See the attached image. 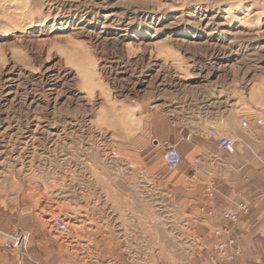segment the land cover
<instances>
[{
  "label": "rangeland",
  "instance_id": "374dc122",
  "mask_svg": "<svg viewBox=\"0 0 264 264\" xmlns=\"http://www.w3.org/2000/svg\"><path fill=\"white\" fill-rule=\"evenodd\" d=\"M8 5L0 2V264L129 255L209 264L211 231L231 224L186 215L129 163L149 153L154 115L210 134L220 119L232 129L264 116V0H22L19 20ZM165 153L152 148L148 162ZM258 165L252 188L233 187L253 221L264 212ZM250 217L233 232L242 264H255ZM60 218L70 232L57 230ZM21 233L25 247L14 248Z\"/></svg>",
  "mask_w": 264,
  "mask_h": 264
},
{
  "label": "crops",
  "instance_id": "0c3cea01",
  "mask_svg": "<svg viewBox=\"0 0 264 264\" xmlns=\"http://www.w3.org/2000/svg\"><path fill=\"white\" fill-rule=\"evenodd\" d=\"M221 120L217 129L210 134L205 125L197 133V130H193L188 125H179L171 116L154 115L150 130L152 138L149 153L140 158V163L135 165L129 163L130 169L136 170L138 175L148 174L159 187L169 190L186 215L197 217L198 222L203 221L208 224L210 221H200L199 217H206V212L213 211L218 220L223 210L234 207L232 200L236 201L237 198L232 192L233 187L243 183L247 186V190L252 188L256 180L261 178L258 163L264 164L258 159L260 155L264 158V130L260 131L261 128L252 125L244 128L236 122L231 129L230 126L224 127ZM222 137H229L235 141L231 139L235 149L231 156L226 152L218 151V140ZM167 145H176L182 156L179 169L173 173L166 170L164 161L157 166L148 162L152 148L161 147L164 152ZM215 159L222 160L224 163L222 169L227 171V174H220L221 168L215 165ZM214 186H217L215 193L207 196L206 190ZM243 197L247 199L246 196ZM260 198L262 199L261 196ZM202 208H205L206 212H203ZM253 210L252 205V215ZM220 221L216 222L220 223ZM252 221L250 217L247 223L243 224V229L247 228L251 232L256 228L250 246L256 252L253 255L255 264H263L264 248L261 247L264 246V212H261L253 223ZM244 255L243 253L238 260L239 264L247 259ZM18 259L22 261V257Z\"/></svg>",
  "mask_w": 264,
  "mask_h": 264
},
{
  "label": "built area",
  "instance_id": "2783aa9c",
  "mask_svg": "<svg viewBox=\"0 0 264 264\" xmlns=\"http://www.w3.org/2000/svg\"><path fill=\"white\" fill-rule=\"evenodd\" d=\"M254 124V126L264 129V116L255 117L251 120H244L242 126L248 128ZM218 151L226 152L230 156L235 152L234 143L228 137H222L218 140ZM258 159L264 163V158L262 155ZM182 156L175 145H168L165 153V163L169 171H177L181 165ZM207 193L213 195L215 192L214 187H209ZM235 193L237 200H232V205L234 207L228 208L222 212L220 220L223 222H229L231 225H223L214 227L211 231L212 238L214 240V248L209 251L206 257V261L209 264H238V259L242 255V249L239 242L235 236H233L234 229L238 227L240 223L244 221L248 216H250L252 210L251 201L245 199L241 191H236L232 189ZM264 200V192L261 194ZM202 208V211H205ZM209 219H217L213 211L207 212ZM207 218V219H208ZM55 227L62 233L70 232V228L63 219H57L54 222ZM13 240V247L23 249L27 242V237L24 234H16L11 237ZM210 245V244H209ZM200 251V250H199ZM109 264H139V260L136 258L127 257L125 261L121 260H111ZM247 264V263H246ZM250 264V263H248Z\"/></svg>",
  "mask_w": 264,
  "mask_h": 264
},
{
  "label": "bare ground",
  "instance_id": "6f19581e",
  "mask_svg": "<svg viewBox=\"0 0 264 264\" xmlns=\"http://www.w3.org/2000/svg\"><path fill=\"white\" fill-rule=\"evenodd\" d=\"M0 2L2 3V2H4V3H8L9 5L8 6H16L17 8H15L16 9V11L13 13V16L16 18V19H24L23 18V10L21 11V9L20 10H18L19 8H18V6H19V4L22 2V0H0ZM5 6V5H4ZM20 6H22V5H20ZM25 8H26V5L24 6ZM14 9V10H15ZM25 10V9H24ZM22 21V20H21ZM20 21V22H21ZM23 21H25V20H23ZM29 25V24H28ZM89 70V69H88ZM92 70V69H91ZM94 70V69H93ZM90 71V70H89ZM95 72V71H94ZM92 75V74H91ZM58 230V229H57ZM130 256V255H129ZM131 258H134V257H132V256H130ZM241 257V256H240ZM240 257H239V259H240ZM134 259H136V258H134ZM238 259V260H239Z\"/></svg>",
  "mask_w": 264,
  "mask_h": 264
}]
</instances>
